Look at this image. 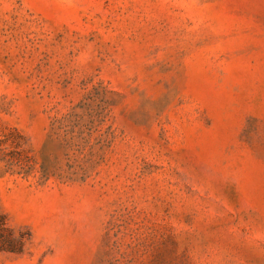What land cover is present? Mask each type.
<instances>
[{
    "label": "rangeland",
    "instance_id": "rangeland-1",
    "mask_svg": "<svg viewBox=\"0 0 264 264\" xmlns=\"http://www.w3.org/2000/svg\"><path fill=\"white\" fill-rule=\"evenodd\" d=\"M0 264H264V0H0Z\"/></svg>",
    "mask_w": 264,
    "mask_h": 264
},
{
    "label": "trees",
    "instance_id": "trees-1",
    "mask_svg": "<svg viewBox=\"0 0 264 264\" xmlns=\"http://www.w3.org/2000/svg\"><path fill=\"white\" fill-rule=\"evenodd\" d=\"M28 238L24 232H16L0 209V252L21 253Z\"/></svg>",
    "mask_w": 264,
    "mask_h": 264
}]
</instances>
